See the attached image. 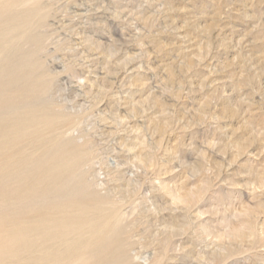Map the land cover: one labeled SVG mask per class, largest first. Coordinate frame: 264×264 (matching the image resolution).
Wrapping results in <instances>:
<instances>
[{
  "label": "rangeland",
  "instance_id": "obj_1",
  "mask_svg": "<svg viewBox=\"0 0 264 264\" xmlns=\"http://www.w3.org/2000/svg\"><path fill=\"white\" fill-rule=\"evenodd\" d=\"M31 4L43 132L84 155L120 264H264V0Z\"/></svg>",
  "mask_w": 264,
  "mask_h": 264
},
{
  "label": "bare ground",
  "instance_id": "obj_2",
  "mask_svg": "<svg viewBox=\"0 0 264 264\" xmlns=\"http://www.w3.org/2000/svg\"><path fill=\"white\" fill-rule=\"evenodd\" d=\"M23 1L0 0V264H120L117 228L102 225L108 198L78 172L84 155L43 132L58 122L14 41L34 39L25 29L37 6Z\"/></svg>",
  "mask_w": 264,
  "mask_h": 264
}]
</instances>
